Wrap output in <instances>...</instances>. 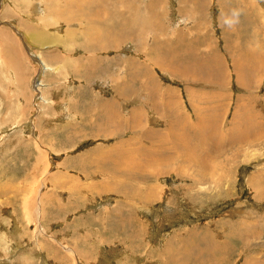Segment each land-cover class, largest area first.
<instances>
[{
	"label": "rangeland",
	"instance_id": "rangeland-1",
	"mask_svg": "<svg viewBox=\"0 0 264 264\" xmlns=\"http://www.w3.org/2000/svg\"><path fill=\"white\" fill-rule=\"evenodd\" d=\"M263 191L264 0H0V264H264Z\"/></svg>",
	"mask_w": 264,
	"mask_h": 264
},
{
	"label": "bare ground",
	"instance_id": "bare-ground-1",
	"mask_svg": "<svg viewBox=\"0 0 264 264\" xmlns=\"http://www.w3.org/2000/svg\"><path fill=\"white\" fill-rule=\"evenodd\" d=\"M135 23H136V21H135ZM134 26V25H133ZM132 27V26H131ZM138 27H139V25H138ZM36 38H37V41H41V37H38V36H36ZM43 39V38H42ZM41 43V42H40ZM236 64H238L237 62H236ZM239 66H240V64H238L237 66H236V71H237V73L239 72V71H241L242 72V70H239ZM241 69V68H240ZM48 70V69H47ZM239 70V71H238ZM240 75V74H239ZM241 76V75H240ZM241 83L242 84H244V81H241ZM249 86V85H248ZM165 96V95H164ZM208 103V102H207ZM208 110H211V112L213 111V108L212 107H209L208 108ZM208 112V111H207ZM139 113V112H138ZM167 113H168V111H167ZM171 113V112H170ZM206 113V112H205ZM238 113V112H237ZM140 114V113H139ZM169 114V113H168ZM169 115H171V114H169ZM173 115H175L174 113H173ZM168 118L169 119H167V120H169V122L172 124L173 122H172V120L174 121V119L172 118L171 119V116L169 117L168 116ZM181 119V118H180ZM177 120V119H176ZM136 121V120H135ZM186 121V120H185ZM138 122V121H137ZM175 122V121H174ZM183 122V121H182ZM236 122V121H235ZM169 123V132L172 134V133H174L175 132V130L174 129H177V130H183L184 131V133H186V131H191V126H190V128L189 127H187L186 125H183L181 122H176L175 124L173 123V125H171ZM240 124V123H239ZM254 125H256L255 123H253ZM171 125V126H170ZM199 127H200V129H203V126L202 125H198ZM214 125L212 124V126H209V129H211L212 127H213ZM233 126H235V128L237 127V129H238V132H239V137L237 138V139H235V140H233L232 141V144H236V145H238V144H240V143H249V134H251L250 133V129L252 128L251 127V123H249V122H247V123H242L241 122V124H240V126L244 129V130H242L239 126H238V124L237 123H235V125H234V122H233ZM213 129V128H212ZM171 130V131H170ZM215 130V129H214ZM216 130H218L217 128H216ZM198 132H200L199 130H198ZM237 132V131H236ZM142 134V136H144L143 135V133H141ZM146 134V133H145ZM151 136H148L149 134H147V136L149 137V138H152V136H154L155 134H156V132L155 131H152L151 133ZM202 134V133H201ZM204 134V133H203ZM213 134H214V132H213ZM212 134V135H213ZM215 135V134H214ZM209 136H210V134H209ZM219 136H220V133H219ZM238 135H236V137H237ZM228 137H230L229 135H228ZM231 137H233V136H231ZM143 138V137H142ZM218 138H220V137H218ZM152 140V139H151ZM155 140V139H154ZM214 140V139H213ZM184 141V140H183ZM182 141V142H183ZM153 143V142H152ZM251 143H254L253 141L251 142ZM228 145V144H227ZM241 145H243V144H240V146L239 147H241ZM223 146V145H222ZM221 146V147H222ZM163 153H166V152H163ZM197 161H198V159H197ZM158 162V161H157ZM161 162V160H159V163ZM158 164V163H157ZM199 166H201L200 164H199ZM200 168V167H199ZM205 168V167H204ZM259 188V187H258ZM261 190V189H260ZM263 193H264V191H263ZM137 195V194H136ZM246 232H247V230H246ZM245 235V234H244ZM253 262V261H252Z\"/></svg>",
	"mask_w": 264,
	"mask_h": 264
},
{
	"label": "crops",
	"instance_id": "crops-1",
	"mask_svg": "<svg viewBox=\"0 0 264 264\" xmlns=\"http://www.w3.org/2000/svg\"><path fill=\"white\" fill-rule=\"evenodd\" d=\"M63 33V32H62ZM54 48H56V47H54ZM59 47H57V50H58V52H55L56 53V55H58V56H64L65 54L63 53V51H62V49H58ZM55 50V49H54ZM80 54V53H79ZM79 54H78V56H79ZM82 59V58H81ZM91 59V58H90ZM90 59H89V65L91 66V63L92 62H90ZM93 61V60H92ZM76 62V64H78L79 63V61H75ZM85 68V67H84ZM83 67L82 68H78V69H76L75 68V72L74 73H76V76L77 77H75L78 81L77 82H80L79 83V90L81 89V88H83L85 85H93L94 84V82L93 83H90V79H92L93 77H92V72H90V73H88V77H85L84 75H85V73L87 72V70L86 69H84ZM91 69V68H90ZM80 80V81H79ZM85 82H86V84H85ZM144 87H146V86H140L139 87V89L141 90L142 88H144ZM93 90V89H92ZM153 91H155V90H153ZM139 94V93H138ZM151 94V96H152V92L150 93ZM143 95V93H142V91L140 92V94H139V96L138 97H136V98H139L140 96H142ZM113 101V100H112ZM88 105H91V102H87V101H85L84 100V102L82 103V105L81 106H88ZM122 106V105H121ZM155 107H156V105H155ZM156 109H160V107L158 108V107H156ZM90 114H92L93 113V111H94V108L91 106V108H90ZM77 121H82L81 119H76V122ZM83 122V121H82ZM84 123V122H83ZM92 122L90 121V122H88L87 123V121H86V123H84V125H86L87 124V126H90V124H91ZM93 124V123H92ZM80 127H81V124H79V126H78V129H80ZM107 145H108V143H107ZM108 148H110L109 146H107Z\"/></svg>",
	"mask_w": 264,
	"mask_h": 264
}]
</instances>
